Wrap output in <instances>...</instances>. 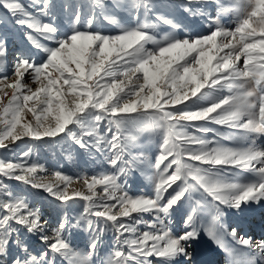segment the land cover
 <instances>
[{"label": "snow or ice", "instance_id": "snow-or-ice-1", "mask_svg": "<svg viewBox=\"0 0 264 264\" xmlns=\"http://www.w3.org/2000/svg\"><path fill=\"white\" fill-rule=\"evenodd\" d=\"M123 7L131 22L94 0L83 30L75 25L84 13L74 7L69 32L54 19V0H0V25L22 29L42 53L10 51L11 34L0 31V149L24 137L70 138L112 169L77 177L87 193L69 194L71 176L55 173L63 187L37 177L44 166L30 160L31 149L14 161L0 158V264H198L202 234L248 249H228L232 264H264V240L253 244L239 232L251 206L264 205V148L256 143L264 138V0H181L172 5L186 14L178 21L155 0ZM226 12L234 13L232 24L222 22ZM101 15L119 31L97 27ZM161 25L172 31L161 35ZM133 129L162 137L147 176L151 195L129 190L132 172L152 167L146 158L125 159ZM28 189L53 198L56 218H45L40 192ZM76 198L86 203L72 216ZM226 209L237 219L230 230ZM177 212L182 230L171 224ZM73 229L88 234L86 249L72 243ZM107 232L116 248L94 259Z\"/></svg>", "mask_w": 264, "mask_h": 264}, {"label": "rangeland", "instance_id": "rangeland-1", "mask_svg": "<svg viewBox=\"0 0 264 264\" xmlns=\"http://www.w3.org/2000/svg\"><path fill=\"white\" fill-rule=\"evenodd\" d=\"M27 2V0H26ZM156 3L165 6L164 10L171 15L170 19L179 20L183 18L186 14L182 9L172 7V5L179 4L181 0H155ZM222 3L228 5L231 0H221ZM56 5L55 17L54 19L61 24L64 31H71L74 25L73 8L79 7L84 16H82L79 24L76 27H80L82 30L86 27L84 24V17L89 14L90 6L94 4V0H54ZM106 9L109 15L115 16L116 19L121 21V23L131 22L132 17L127 14L124 7L131 3V0H104ZM63 5H68V8H62ZM121 5V7H117ZM142 18V17H141ZM154 20V18H152ZM193 19V18H189ZM196 19L202 26L199 28L200 31L206 32V24ZM235 15L232 12H226L221 15V20L224 23L232 24L234 22ZM44 22H47L48 18H43ZM96 26L101 30L113 33L119 31V29L111 24L108 20H105L103 16L96 21ZM0 31H8L11 34L10 40V51L20 50V49H31V45L23 39V30L16 28L12 25L5 27L0 25ZM161 35L164 32L172 31L169 26L161 25L159 29ZM176 34H182L185 29L183 26L176 29ZM33 53L42 55L39 50L31 49ZM26 79L29 80L30 78ZM9 95L11 94V90ZM222 95L227 94V90H224ZM26 119H33L31 114L28 113ZM107 122H102L101 129L106 127ZM210 127H215L224 131L222 126L210 125ZM79 131L78 129H76ZM132 135L136 136L135 146L131 147L129 154L125 156L126 160H131L132 157H140L142 160L147 159V161L152 165L151 168L138 167L136 168L128 179V184L130 186L131 194H138L140 192L147 193L149 195L153 194V184L147 179V176H151L155 173L156 169L154 167L156 157L159 155V145L162 142V137L151 130L137 131L133 129ZM63 136V134H61ZM208 139H214L212 134L206 136ZM222 143L231 146L229 141H221ZM259 147L264 148V138H258L256 141ZM32 150L31 161H34L40 165H43V170L37 172V177L42 179L46 183L57 184L60 183L63 187L62 182L58 181L55 173L57 171L61 172L62 175H68L73 178L72 184L69 187V194H71L73 189L83 190L87 193L86 186L83 184V179H78L77 177H82L87 175L90 177L94 172L100 171H111V166L107 164L101 154L95 152L89 155L75 145L70 138L60 139L56 138H43L40 141L31 140L29 137H24L22 141H16L10 146L8 150L0 149V158H5L11 161L19 159L22 157L24 151ZM171 159V157H169ZM167 163V162H165ZM18 183V182H14ZM32 193L40 192V195L36 196L37 206L40 207L44 213L45 218L54 219L57 216V209L53 206V198L48 196L47 193H43L42 190L28 189ZM171 191V189L169 190ZM97 192L102 194V189L98 186ZM71 203V202H70ZM86 202L76 198V203L69 210L70 215L76 216L83 211L84 204ZM253 210L247 211L244 215L242 222L240 223L239 232L241 235H246V237H251L253 244L258 241L264 240V205H253L251 206ZM233 210L226 209L224 220L229 225V230L231 226L237 223L235 216L231 215ZM146 219H149L147 215ZM95 220V217H91ZM171 224L176 230H182V216L180 212L173 214L171 219ZM72 243L80 248H85L88 241V234L82 229H73L72 236L70 237ZM104 243L96 253L94 259L99 260L100 258H107L116 248L114 243V236L111 232H107L102 237ZM42 247V245H39ZM196 255L195 259L198 264H232L233 257L229 255L228 249L236 248L240 249L241 253H247L248 249L245 246L235 244L231 237H225L222 244H217L211 240L208 236L203 235L200 238V242L196 244ZM241 258H245L242 256Z\"/></svg>", "mask_w": 264, "mask_h": 264}]
</instances>
